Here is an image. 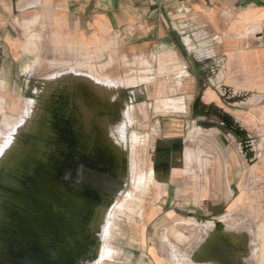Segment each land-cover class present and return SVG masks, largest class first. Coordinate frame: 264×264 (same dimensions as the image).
Wrapping results in <instances>:
<instances>
[{
    "label": "rangeland",
    "instance_id": "1",
    "mask_svg": "<svg viewBox=\"0 0 264 264\" xmlns=\"http://www.w3.org/2000/svg\"><path fill=\"white\" fill-rule=\"evenodd\" d=\"M18 26L24 28L16 35L24 49L10 51L3 44L7 36L0 39V148L6 147L7 138L16 139L9 121L15 119L27 127L25 122L41 107L44 94L63 79L94 87L98 98H108L115 104L113 120H104L102 125L107 139L126 155L127 169L125 180L116 188L113 211L101 218L96 257L88 264H228L220 255L209 259L203 255L213 241V222L199 223L191 218L202 203L197 191L204 190L207 183L201 172L207 166L212 134L198 127H206V116L198 122L190 109L175 113L186 109L185 99L174 95L170 76V70L179 69L180 74L181 65L169 66L167 60L157 56L150 60L154 62L152 68L143 60H131L114 43L104 50L82 49L69 35L51 33L46 17L41 15L35 23L25 20ZM36 92L43 93L41 99L35 98ZM80 111L82 117H89L82 103ZM258 119L262 122L260 116ZM254 134L253 145L259 156L253 161L258 170L246 164L243 182L247 190L242 191L243 198L235 201L228 214L220 217L227 224L225 233L242 246L232 252L235 264H260L264 128ZM164 136L172 138L165 140ZM158 144L168 150L177 145L184 148L183 170L165 164L154 168ZM248 190L260 193L249 200L246 210L232 213L251 198ZM129 193L134 200L127 206ZM255 203L260 206L257 213L251 207Z\"/></svg>",
    "mask_w": 264,
    "mask_h": 264
},
{
    "label": "crops",
    "instance_id": "2",
    "mask_svg": "<svg viewBox=\"0 0 264 264\" xmlns=\"http://www.w3.org/2000/svg\"><path fill=\"white\" fill-rule=\"evenodd\" d=\"M40 15L46 17L51 33L69 35L82 49L104 50L114 43L131 60H143L152 68L150 60L157 56L169 66L181 65L182 75L178 69L170 70V76L174 95L185 99L186 109L175 113L190 109L198 122L206 116V127H198L212 134L207 166L201 172L207 183L197 191L202 203L191 218L214 224L213 241L203 253L208 259L240 250L242 246L225 233L227 224L220 217L246 189V164L258 170L253 138L264 128V0H0V39L7 36L5 48L24 49L16 37L23 33L18 25L25 20L35 23ZM156 147L154 168L165 164L183 170L184 148ZM248 191L251 198L232 213L246 210L249 200L260 193ZM251 207L256 213L260 210L256 203Z\"/></svg>",
    "mask_w": 264,
    "mask_h": 264
},
{
    "label": "water",
    "instance_id": "3",
    "mask_svg": "<svg viewBox=\"0 0 264 264\" xmlns=\"http://www.w3.org/2000/svg\"><path fill=\"white\" fill-rule=\"evenodd\" d=\"M89 93L75 82L57 84L44 96L36 92L43 102L27 147L0 168V264H88L96 257L102 213L114 196L88 222H78L84 220L73 218L78 204H89L81 174L93 170L124 181L127 157L99 124L85 125L80 107ZM94 231L90 254L77 257L79 243L85 246L84 236Z\"/></svg>",
    "mask_w": 264,
    "mask_h": 264
},
{
    "label": "bare ground",
    "instance_id": "4",
    "mask_svg": "<svg viewBox=\"0 0 264 264\" xmlns=\"http://www.w3.org/2000/svg\"><path fill=\"white\" fill-rule=\"evenodd\" d=\"M170 49V48H169ZM172 49V48H171ZM173 50V49H172ZM174 51V50H173ZM175 54V53H174ZM182 75V74H180ZM67 83L68 81L63 79L61 81V83ZM82 86H85L89 91V95L87 97V100L86 101H81L82 103V107L84 109H87V112L86 113H89V117H84L83 115V119L84 121L86 122L85 125L86 126H90L91 123H97L99 124V127L101 128V130L103 131L104 135H105V139L114 147V145L110 142V140L107 139V135L103 129V125H102V122L104 120H113V114H114V107H115V104L114 102H112L111 100H109L108 98H104V99H100L98 98L97 94H96V91H95V88L94 87H91V86H88L87 84L83 83L81 84ZM54 87H52L53 89ZM48 90L47 91V94L52 90ZM122 95V94H121ZM119 96V95H118ZM166 102H169V101H166ZM174 102V101H173ZM166 104V103H165ZM170 104V102H169ZM175 104V103H174ZM178 105V104H176ZM169 106V105H167ZM86 107V108H85ZM41 110V107L36 111V113L34 115H32L25 123H27V127L25 126L22 127V125L20 124V121H17V120H10L9 121V127H13V131L12 133L15 134L16 136V139H9L7 138L6 139V147L3 148L1 147L0 148V168H3V167H6L8 166L9 164H11L13 162V160L16 159V157L25 149V147H27L26 145V142L28 140V138L31 136V134L34 132V128H35V123L37 121V116L39 115V112ZM84 110L82 112V114H84ZM3 122L6 123L5 119L3 118ZM18 126V128H17ZM21 127V129L19 130V128ZM18 129V130H16ZM6 134V133H5ZM1 143V142H0ZM124 154V153H123ZM146 179V178H145ZM81 180V179H80ZM106 192V191H105ZM90 196V195H89ZM100 198V197H99ZM243 198V195L241 194L237 200V201H240L241 199ZM91 199V198H90ZM95 200V199H94ZM134 200V197L129 193L128 196H127V200L125 202V205L129 206L130 204H132ZM90 201V200H89ZM97 201V200H96ZM95 201V202H96ZM114 201H115V198L113 199V201H111V203L106 207V209L103 211L102 213V216L103 218H107V216L109 215L110 212L113 211V206H114ZM242 204V203H241ZM99 205V204H98ZM91 206V205H90ZM133 206V205H131ZM130 206V207H131ZM87 207V206H86ZM135 208V207H133ZM96 210V209H95ZM77 211V210H76ZM84 211V210H83ZM76 213V212H75ZM84 213V212H83ZM92 213V212H91ZM112 215V214H111ZM77 216V215H76ZM92 216V215H91ZM88 217V216H87ZM264 217V216H263ZM263 222V228L260 227V230H262V236H261V240H260V243H261V253H260V264H264V221ZM105 225H107L105 223ZM261 226V225H260ZM106 228V227H104ZM112 229V228H111ZM106 230V229H105ZM113 230V229H112ZM111 230V231H112ZM87 245V244H86ZM109 249L108 247H106V250ZM227 255V253H226ZM231 257L230 259L231 262H234V258L232 256V253L230 254ZM225 261L227 260L226 256L222 257ZM228 264L229 262L226 261Z\"/></svg>",
    "mask_w": 264,
    "mask_h": 264
},
{
    "label": "flooded vegetation",
    "instance_id": "5",
    "mask_svg": "<svg viewBox=\"0 0 264 264\" xmlns=\"http://www.w3.org/2000/svg\"><path fill=\"white\" fill-rule=\"evenodd\" d=\"M80 179H81L80 180L81 184L86 186V190L89 191L84 196L85 202H89V204H87V203L78 204L80 206H78V208L76 209L77 211L75 210L76 213L74 212L73 218L74 219L75 218L81 219V217H82V219L84 218V220H82V221L77 220V219L76 220L80 223L81 222L85 223V222H88L87 216H90V215L93 216V213L97 214L98 204L100 205L103 201L108 200V197L111 195L115 196L116 188L119 184H121L123 182V180H120V179H117V178L110 176L108 174L101 173L98 171H93V170H87V171L83 170ZM87 191H85V192H87ZM63 210H65V209H63ZM65 212H66V210H65ZM67 212H68V210H67ZM34 213H35V211H34ZM50 215H52V212H47V216H50ZM84 223H83V225H84ZM96 234H97V231H94V233L89 232L88 235L84 236L85 246H83V244L79 243V249H78V251H76L77 257L83 258V257L90 254L89 249H90V246L93 245L92 239H93V236ZM33 251L35 252L34 249H33Z\"/></svg>",
    "mask_w": 264,
    "mask_h": 264
}]
</instances>
